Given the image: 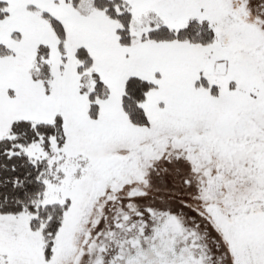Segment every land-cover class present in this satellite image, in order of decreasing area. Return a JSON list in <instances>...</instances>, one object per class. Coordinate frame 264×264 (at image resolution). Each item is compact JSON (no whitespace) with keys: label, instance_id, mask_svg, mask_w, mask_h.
<instances>
[{"label":"snow or ice","instance_id":"obj_1","mask_svg":"<svg viewBox=\"0 0 264 264\" xmlns=\"http://www.w3.org/2000/svg\"><path fill=\"white\" fill-rule=\"evenodd\" d=\"M0 264H264V0H0Z\"/></svg>","mask_w":264,"mask_h":264}]
</instances>
